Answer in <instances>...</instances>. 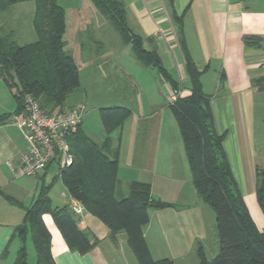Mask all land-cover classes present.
Returning a JSON list of instances; mask_svg holds the SVG:
<instances>
[{
  "label": "crops",
  "instance_id": "0c3cea01",
  "mask_svg": "<svg viewBox=\"0 0 264 264\" xmlns=\"http://www.w3.org/2000/svg\"><path fill=\"white\" fill-rule=\"evenodd\" d=\"M59 1L64 0H57L65 12L64 50L75 60L77 52L84 54L91 50L83 46V32L75 20L72 22L74 36L69 34L67 38L68 8L65 2L59 4ZM113 1L123 3L126 26L132 35L141 40L143 49L148 52L155 50L169 76L179 83L180 97L190 95L186 56L201 72L202 91L209 97L214 128L218 134L224 135L222 148L232 176L256 229L262 232L264 216L255 194L254 81L264 76V0ZM14 14L24 27V33L20 30L22 39L27 44L34 43V5L17 4ZM246 39L257 40L245 45ZM131 54L134 58L133 49ZM81 69L82 66H78L79 72ZM158 80L163 83V91H160L162 100L156 101L154 97L143 103L142 95L137 91L139 110L129 109L132 112L130 118L109 137L108 158L112 160L118 151L114 196L117 200L127 197L132 182L149 184L152 200L167 205L164 208L150 207L149 223L142 228L151 257L155 261L167 258L173 264H198L196 249L199 244L205 256L209 244L213 245L217 254L215 216L197 196L182 140L176 133L177 126L164 123V116H169L165 102L168 101L170 86L159 75ZM157 90L159 92V86ZM78 104L64 106L63 110ZM169 105L166 107L169 108ZM16 110L17 103L12 93L0 80V116H9L0 125V264L13 263L22 245L15 229L23 224L25 209L42 187L48 188L52 207H70L76 201L71 199L52 165L41 175L25 178L23 185L15 180L11 165H17L19 157L28 147L24 133L17 126L19 113L16 114ZM84 117L85 113L79 132L89 138L83 129ZM59 184L66 192V199L61 204L53 201L51 196L52 190ZM29 191L31 200L25 204L24 194L29 195ZM73 216L78 229L90 240L97 239L98 243L85 254L72 252L51 216L44 214L42 220L51 235V255L56 264H125L118 256L124 250L125 242L129 254H132L129 255V264H138L124 231H119L116 242H113L107 227L86 210L83 209L80 216ZM31 246L35 254L28 230L26 251ZM6 248L7 254L2 256ZM28 261L27 254V264Z\"/></svg>",
  "mask_w": 264,
  "mask_h": 264
},
{
  "label": "trees",
  "instance_id": "16d2710c",
  "mask_svg": "<svg viewBox=\"0 0 264 264\" xmlns=\"http://www.w3.org/2000/svg\"><path fill=\"white\" fill-rule=\"evenodd\" d=\"M90 1L109 20L123 41L131 44L136 60H142L140 64L145 67L154 68L160 78L176 91L177 83L163 67L156 51H145L141 40L128 30L123 3ZM21 3L34 5L32 29L36 41L31 44H19L22 41L20 27L12 26L8 21L9 15L13 17L12 7ZM65 29V12L57 0H0V80L17 103L16 114L22 110L23 98L27 95L39 103L44 113L60 112L67 97L80 87L78 66L64 50ZM255 40L246 39L245 45ZM185 70L190 82V95L178 97L169 108L182 140L197 196L215 216L218 247L216 256L209 262L199 244L196 249L198 264H264V229L262 232L256 229L237 189L222 148L224 135L216 132L209 97L202 91L201 72L188 56ZM263 81L264 77L254 81V87ZM131 115V110L125 107L100 109L99 119L105 141L99 146L78 129L69 140L73 163L57 170L58 177L71 199L79 202L84 210L107 227L113 242H116V234L124 231L138 264H173L167 258L153 260L143 237L142 228L149 223L148 209L167 206L152 200L150 185L132 182L127 197L117 200L114 196L118 151L111 160L106 150L110 135L120 129ZM8 118V115L0 116V125ZM255 194L264 216V170H255ZM44 214L51 216L72 252L82 255L97 245V239L90 240L78 229L69 207L51 206L48 188L42 187L25 209L23 224L15 229L22 245L12 264H27L25 240L28 230L36 264H56L51 255V235L42 220ZM6 254L7 248L2 256Z\"/></svg>",
  "mask_w": 264,
  "mask_h": 264
},
{
  "label": "rangeland",
  "instance_id": "374dc122",
  "mask_svg": "<svg viewBox=\"0 0 264 264\" xmlns=\"http://www.w3.org/2000/svg\"><path fill=\"white\" fill-rule=\"evenodd\" d=\"M62 2H65V6L68 8L67 38H69V34L72 37L74 36L72 22L75 20L80 25L79 30L83 32V46L91 50L90 53L85 52L84 54L77 52L74 56L78 66H82L83 68L79 72L80 87L67 97L64 106L68 107L80 102L83 103L85 106L83 129L91 141L100 146L106 137L100 123L99 110L111 107H125L138 111L139 105L136 102V96L141 94L143 103L148 98L154 97L157 99L156 101H161L160 91H163V83L158 80L156 70L142 66L140 64V62L143 63L142 60L138 62L139 60L137 61L135 56L134 58L132 57L131 44L123 41L109 20L93 6L90 0H64L59 1V4H63ZM14 9L15 6L12 7L11 11L13 17L9 15L8 21L12 26L20 27L21 32L24 33L22 30L24 27L22 28L21 23L15 18ZM25 42V39H22L19 44H27ZM199 67L200 69L203 68L201 64H199ZM158 86L160 87L159 92L157 90ZM137 91H139L138 94ZM204 92L208 93L206 91ZM255 93L256 113L254 129L255 150L257 152L256 169L261 172L264 170V81L256 85ZM181 94L179 83H177L176 91L170 86L167 94L169 102L166 101L165 105L167 106L170 103L169 107H171V104ZM166 106V114H169V116H166V118L164 116V123L165 125L170 123L173 127H176L175 119L170 115V109ZM176 133L178 135L179 131L177 130ZM14 178L18 183L23 185L25 178L32 177ZM62 187L59 184L51 192L53 201L59 202L60 204L64 201L66 195ZM29 196H31V191H29V195L26 194L25 196L24 194L25 204L30 203L31 199H29ZM207 249L206 258L210 262L213 256H215L216 251L211 244L208 245ZM26 252L28 254L29 264H34L35 254L32 246L28 247ZM129 253L125 242L124 250L118 253V256L122 257V262L124 261L125 264H129L131 261L129 255L132 254Z\"/></svg>",
  "mask_w": 264,
  "mask_h": 264
},
{
  "label": "built area",
  "instance_id": "2783aa9c",
  "mask_svg": "<svg viewBox=\"0 0 264 264\" xmlns=\"http://www.w3.org/2000/svg\"><path fill=\"white\" fill-rule=\"evenodd\" d=\"M22 104V110L17 116V126L24 133L28 147L19 157L17 165H11L15 177H36L49 165H54L58 171L71 166L73 155L69 140L78 132L84 105L78 104L54 114H47L31 96H24ZM69 209L76 216H80L83 211L77 201Z\"/></svg>",
  "mask_w": 264,
  "mask_h": 264
}]
</instances>
